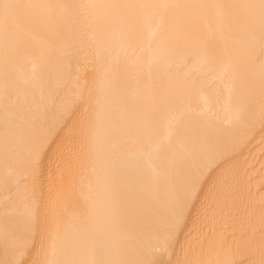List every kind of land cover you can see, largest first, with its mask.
<instances>
[{
	"label": "bare ground",
	"instance_id": "bare-ground-1",
	"mask_svg": "<svg viewBox=\"0 0 264 264\" xmlns=\"http://www.w3.org/2000/svg\"><path fill=\"white\" fill-rule=\"evenodd\" d=\"M258 4L0 3V264H264Z\"/></svg>",
	"mask_w": 264,
	"mask_h": 264
},
{
	"label": "snow or ice",
	"instance_id": "snow-or-ice-1",
	"mask_svg": "<svg viewBox=\"0 0 264 264\" xmlns=\"http://www.w3.org/2000/svg\"><path fill=\"white\" fill-rule=\"evenodd\" d=\"M3 0H0V3H2ZM45 7H67L65 5H59V6H55V5H46ZM161 7H167V5H161ZM247 7H252V8H258L260 11V15L262 20H264V0H259V4L258 5H247ZM227 66L224 67L223 71L227 72ZM244 117V109L243 108H238L234 111L233 113V119L236 121H239L241 119H243ZM155 118H152L148 121L145 122L143 130H142V135L145 137V144H144V154L147 155L149 158H151L154 155H158L159 150L162 146V142L158 139V137L153 133L152 131V121ZM223 135V133H222ZM38 150L34 151L31 157V163H35L36 159L38 158ZM30 206L26 211V216L29 220V222H31V220L33 219V217L36 214V198L34 193L30 194ZM174 228V225H173ZM172 230L170 229L168 231L167 236L165 237L164 242L167 243V241H169L172 237ZM27 242L25 241V244ZM22 252V249H21ZM14 264H18L17 262H14ZM44 264H51V261H46L44 262Z\"/></svg>",
	"mask_w": 264,
	"mask_h": 264
}]
</instances>
